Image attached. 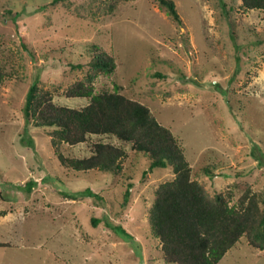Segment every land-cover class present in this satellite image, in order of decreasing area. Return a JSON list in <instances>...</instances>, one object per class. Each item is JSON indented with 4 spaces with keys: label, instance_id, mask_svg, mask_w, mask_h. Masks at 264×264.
Masks as SVG:
<instances>
[{
    "label": "rangeland",
    "instance_id": "rangeland-1",
    "mask_svg": "<svg viewBox=\"0 0 264 264\" xmlns=\"http://www.w3.org/2000/svg\"><path fill=\"white\" fill-rule=\"evenodd\" d=\"M174 2L180 23L156 0H0L7 71L0 85V264H171L147 222L153 190L172 178L170 169L143 174L145 157L99 134L63 142L61 150L86 156L94 141L120 144L127 150L120 173L64 168L51 128L25 119L26 92L36 78L57 104L88 102L64 90L83 75L86 67L73 64L89 59L91 42L116 61L113 73L96 76L95 89L116 83L148 105L183 146L192 177L211 193L238 180L264 192L263 11L244 9L240 0ZM219 264H264V249L242 236Z\"/></svg>",
    "mask_w": 264,
    "mask_h": 264
},
{
    "label": "trees",
    "instance_id": "trees-1",
    "mask_svg": "<svg viewBox=\"0 0 264 264\" xmlns=\"http://www.w3.org/2000/svg\"><path fill=\"white\" fill-rule=\"evenodd\" d=\"M58 1L67 0H52L53 3ZM156 1L174 20L181 22L174 0ZM109 6H113V2ZM240 6L262 10L264 17V0H240ZM90 50L85 63L73 64L86 67L83 75L64 90L68 97H86L85 105L57 104L51 90L38 78L30 83L26 92L25 119L34 126L51 128L49 140L59 164L75 171L96 169L112 175L120 173L122 159L127 155V150L120 144L94 141L86 156L66 155L61 150L63 142L72 145L85 141L90 134H99L128 143L130 149L145 157L147 167L143 174L153 172L157 167L170 169L172 178L161 181L153 190L147 218L149 233L160 241L165 262L219 264L224 253L242 236L251 246L264 249V192L254 191L249 182L238 180L224 191L211 193L204 182L192 177L183 146L148 105L119 91L120 86L116 83L112 89H95L96 76L113 73L116 61L113 53L95 42H91ZM6 72L0 61V85ZM203 171L210 174V166H203ZM31 183L28 182L29 187ZM130 190L131 183H128L122 205L128 202ZM85 191L100 198L90 188ZM115 227L127 235L121 225Z\"/></svg>",
    "mask_w": 264,
    "mask_h": 264
}]
</instances>
